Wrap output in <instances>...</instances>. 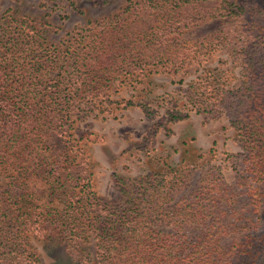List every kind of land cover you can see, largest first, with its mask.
I'll return each instance as SVG.
<instances>
[{
    "label": "trees",
    "instance_id": "obj_1",
    "mask_svg": "<svg viewBox=\"0 0 264 264\" xmlns=\"http://www.w3.org/2000/svg\"><path fill=\"white\" fill-rule=\"evenodd\" d=\"M196 2L126 0L109 16L88 20L87 33L57 45L46 43L33 19L0 12V169L7 174L0 182V264H30V233L55 231L80 261L91 237L97 264H264V0L216 3L233 19L223 36L242 76L227 109L243 149L235 189L205 172L194 190L170 202L188 167L154 163L139 176L115 175L116 197L106 201L91 189L73 138L72 110L82 102L109 103L127 77L212 49L172 35L197 21L186 6ZM138 19L143 28H135ZM186 89L196 111L225 100L205 79ZM186 115L172 109L164 116ZM30 177L44 185L48 203L60 206L36 203L27 191Z\"/></svg>",
    "mask_w": 264,
    "mask_h": 264
},
{
    "label": "rangeland",
    "instance_id": "obj_2",
    "mask_svg": "<svg viewBox=\"0 0 264 264\" xmlns=\"http://www.w3.org/2000/svg\"><path fill=\"white\" fill-rule=\"evenodd\" d=\"M125 2L0 0V12L8 8L14 16L33 19L43 29L46 43L57 45L61 39L70 42L78 32L87 33L88 20L107 17ZM216 3L217 0H198L196 8L186 4L199 17L195 22L188 20L187 26L172 34H178V41L183 43L203 41L211 45L207 54L198 55L196 59L190 57L193 60L179 66H150L145 74L127 77L110 92L111 102L96 99L92 104L82 102L72 110L73 138L80 148L81 158L86 161L91 189L99 198L112 201L116 197L115 175L139 176L155 166L154 163L188 167L187 177L172 193L170 202L194 190L205 172L222 178L230 189L236 188L243 149L228 122L227 109L242 76L237 60L228 54L226 46L229 41L223 36L229 34V22L233 19L220 14ZM146 18L148 21L150 17ZM141 21H136L135 28L145 26ZM221 37L225 45L218 44ZM69 51L72 52L71 47ZM204 79L215 87V92L225 95L223 102H216L212 110L206 108L207 112L195 110V98H190L186 89L188 82L199 83ZM172 109H179L187 115L167 120L164 115ZM6 179V172L0 169V182ZM30 180L27 181V191L32 193L31 198L36 203H48L42 188L44 185L32 177ZM48 204L60 206L57 200ZM163 228L168 229L169 225ZM92 240L88 237L83 244L86 259L80 261L66 252L61 232L55 231L48 236L30 233L29 241L36 256L30 264H97Z\"/></svg>",
    "mask_w": 264,
    "mask_h": 264
}]
</instances>
